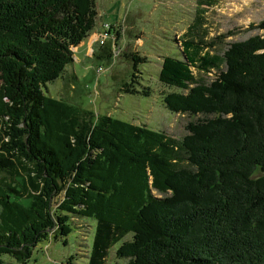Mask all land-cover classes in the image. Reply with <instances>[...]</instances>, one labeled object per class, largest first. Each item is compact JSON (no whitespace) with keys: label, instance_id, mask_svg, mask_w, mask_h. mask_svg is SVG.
<instances>
[{"label":"trees","instance_id":"1","mask_svg":"<svg viewBox=\"0 0 264 264\" xmlns=\"http://www.w3.org/2000/svg\"><path fill=\"white\" fill-rule=\"evenodd\" d=\"M95 1L0 0V254L28 259L85 218L87 264L117 244L128 264H264V36L222 56L184 41L183 60L163 59L158 81L185 92L165 108L204 116L178 140L44 93L93 30Z\"/></svg>","mask_w":264,"mask_h":264},{"label":"rangeland","instance_id":"2","mask_svg":"<svg viewBox=\"0 0 264 264\" xmlns=\"http://www.w3.org/2000/svg\"><path fill=\"white\" fill-rule=\"evenodd\" d=\"M200 2L96 0L97 22H105L112 28L113 39L104 43L110 51L104 52L101 49L104 46L94 41L99 34L97 32L92 42L100 48L96 53L100 54L99 59L92 56L94 59L86 58L82 63L75 64L77 79H62L64 72L58 79L46 84L44 93L63 100L82 113L89 111L94 117L110 116L182 139L187 134L186 124L204 116L190 117L171 113L165 108L163 96L185 92L158 81L163 59L172 56L183 60L180 45L184 41L199 43L204 52L212 56H222L232 43L245 41L253 35L264 36V30L257 28L264 19V0H211L210 8L202 7ZM99 66L104 67L100 75L95 73ZM213 72L204 80H211L218 74ZM192 73L197 78L200 75L195 68ZM127 86L132 91L126 92ZM0 178L9 180L10 176L0 172ZM94 227L95 222L91 219L72 218L68 236H58L57 227H52L48 230L47 240L38 243L28 259L19 261L21 256L2 253L0 262L87 264ZM131 237L128 235L124 242L130 241ZM118 246L110 250L106 264H128L126 259L115 256Z\"/></svg>","mask_w":264,"mask_h":264},{"label":"crops","instance_id":"3","mask_svg":"<svg viewBox=\"0 0 264 264\" xmlns=\"http://www.w3.org/2000/svg\"><path fill=\"white\" fill-rule=\"evenodd\" d=\"M97 13H98V11H97ZM98 15H99V13H98ZM97 23H98L96 26L97 28L94 27L93 30L91 31V33L89 34V36L86 37L85 39H83V41H81V43L73 49V63H71L70 65L65 67V70H64L65 74L63 72L64 75H62V77H61L62 79H66L68 77L77 79V74H76V70H75L74 65L77 63H82L86 58L91 57L92 59H94L92 57L91 53L94 52L96 54L97 51H99V49H100L96 42H92L93 35L96 34L97 32L101 31L100 29H101V23L102 22L100 20H98ZM95 45H96V48H94ZM99 55H98V57H99Z\"/></svg>","mask_w":264,"mask_h":264},{"label":"built area","instance_id":"4","mask_svg":"<svg viewBox=\"0 0 264 264\" xmlns=\"http://www.w3.org/2000/svg\"><path fill=\"white\" fill-rule=\"evenodd\" d=\"M98 35V36H97ZM97 39L94 40L98 43L99 46H104V43L107 40H112L113 39V34H112V28L110 26V24L107 23H102L101 24V31L99 32V34H97ZM104 67L99 66L96 70L95 73L100 75L101 73H103ZM97 94V92L95 93V95Z\"/></svg>","mask_w":264,"mask_h":264}]
</instances>
